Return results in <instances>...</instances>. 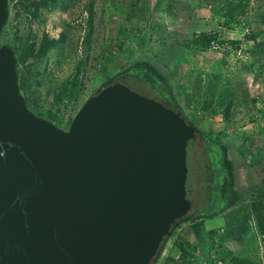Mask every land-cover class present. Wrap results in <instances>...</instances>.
Returning a JSON list of instances; mask_svg holds the SVG:
<instances>
[{
  "label": "rangeland",
  "instance_id": "rangeland-1",
  "mask_svg": "<svg viewBox=\"0 0 264 264\" xmlns=\"http://www.w3.org/2000/svg\"><path fill=\"white\" fill-rule=\"evenodd\" d=\"M38 1L7 0L0 31L16 57L32 44L15 70L33 115L67 130L88 97L137 63L164 79L195 132L220 144L232 203L179 222L153 264H264V0H71L65 11ZM123 86L154 97L147 81ZM193 139L191 171L205 165Z\"/></svg>",
  "mask_w": 264,
  "mask_h": 264
},
{
  "label": "water",
  "instance_id": "water-1",
  "mask_svg": "<svg viewBox=\"0 0 264 264\" xmlns=\"http://www.w3.org/2000/svg\"><path fill=\"white\" fill-rule=\"evenodd\" d=\"M15 65L0 45V264H153L190 210L194 127L117 82L61 130L27 109Z\"/></svg>",
  "mask_w": 264,
  "mask_h": 264
},
{
  "label": "trees",
  "instance_id": "trees-1",
  "mask_svg": "<svg viewBox=\"0 0 264 264\" xmlns=\"http://www.w3.org/2000/svg\"><path fill=\"white\" fill-rule=\"evenodd\" d=\"M38 2H50L52 8L65 11L71 0H39ZM90 19L89 16V21ZM60 37L59 40H46V46L49 48L55 47L58 43L62 42V35ZM204 43L207 44L208 41L204 40ZM32 51V44H29L21 48L20 55L17 54V57L12 52L16 62L23 63L31 56ZM129 78H133L139 83L147 81L154 91L153 99L169 105L175 111L182 114L172 96L170 87L161 76L146 73L136 63L118 72L113 79L121 84H126ZM195 136L198 152L205 159V165L202 166L198 161L195 164L194 171L189 169L186 172L184 189L186 198L190 201L191 206L183 220L188 221L210 218L217 215L232 203L236 193L232 188L231 177L227 174L226 168L221 163L220 144L205 137L200 132H196ZM193 140L188 141L187 145ZM178 223L176 221L171 225L172 231L177 228Z\"/></svg>",
  "mask_w": 264,
  "mask_h": 264
},
{
  "label": "flooded vegetation",
  "instance_id": "flooded-vegetation-1",
  "mask_svg": "<svg viewBox=\"0 0 264 264\" xmlns=\"http://www.w3.org/2000/svg\"><path fill=\"white\" fill-rule=\"evenodd\" d=\"M196 133V132H195ZM194 138H196V136H194Z\"/></svg>",
  "mask_w": 264,
  "mask_h": 264
}]
</instances>
